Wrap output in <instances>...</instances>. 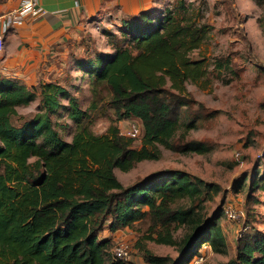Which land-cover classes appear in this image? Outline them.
I'll list each match as a JSON object with an SVG mask.
<instances>
[{
	"label": "trees",
	"instance_id": "obj_1",
	"mask_svg": "<svg viewBox=\"0 0 264 264\" xmlns=\"http://www.w3.org/2000/svg\"><path fill=\"white\" fill-rule=\"evenodd\" d=\"M188 10L184 0H176L159 13L142 11L124 19L118 32L103 30L111 51L91 48V42L73 51L71 66L86 75L92 96L87 108L60 79L28 86L0 74V264H133L115 259L112 238L101 235L106 226L115 232L142 222L145 239L178 251L175 257L157 255L140 242L149 264H191L207 246L228 253L221 209L207 217L202 207L219 186L170 168L125 185L115 171L159 159L161 147L207 150L196 140L175 138L197 120L187 84L209 75L205 59L192 54L212 27ZM231 64L219 58L215 71L231 70ZM37 95L38 112L22 117L18 108ZM105 102L118 124L139 120L141 147L118 125L102 134L92 130ZM61 111L75 124L71 140L54 123ZM246 181L240 179L235 190L264 191V167ZM226 264H264V231L250 226L238 234L235 256Z\"/></svg>",
	"mask_w": 264,
	"mask_h": 264
},
{
	"label": "rangeland",
	"instance_id": "obj_2",
	"mask_svg": "<svg viewBox=\"0 0 264 264\" xmlns=\"http://www.w3.org/2000/svg\"><path fill=\"white\" fill-rule=\"evenodd\" d=\"M188 12L199 23L211 25L212 29L200 49L193 52L194 59L204 58L209 66L208 78L197 83L189 82L187 88L194 100V112H197L195 126L190 130L179 129L175 138L184 136L187 140H196L207 148L205 152L179 151L161 147V157L157 160L139 162L131 171L116 169L118 178L125 184L165 168L180 169L208 183L219 186L218 193L212 192L202 207L205 216L216 210L222 212L220 222L236 235L250 226L264 231V191L246 188L241 192L235 186L243 177L249 185L256 173L264 167V0H184ZM118 32V31H117ZM101 31V36H102ZM91 48L111 51L107 37L100 45L90 37ZM219 58H228L232 62L231 70L224 68L215 71ZM73 59L67 61L60 77L64 85L79 96L83 108L91 103V93L86 75L73 68ZM203 105V106H202ZM40 108V96L29 105L20 106L19 114L28 117ZM54 123L65 140H71L75 124L63 111L53 115ZM112 108L105 105L98 111V117L92 125L96 134H102L113 124L121 131L134 137V146L141 147L142 133L131 136L133 126H140L139 120H123L120 124ZM186 201L181 200L180 204ZM227 207L235 209L242 217L234 221L224 215ZM225 208V209H224ZM246 226V227H245ZM185 229L177 231L181 238ZM233 234V232L231 233ZM147 224L137 223L134 227H125L112 232L108 226L102 236L111 237L115 245L125 242L129 245L133 264H149L139 247L141 242L157 255L177 256L175 246L156 243L145 239ZM230 236V234H229ZM227 254L214 252L209 246L204 248L202 260L198 264H226L234 255L235 243L227 237Z\"/></svg>",
	"mask_w": 264,
	"mask_h": 264
},
{
	"label": "crops",
	"instance_id": "obj_3",
	"mask_svg": "<svg viewBox=\"0 0 264 264\" xmlns=\"http://www.w3.org/2000/svg\"><path fill=\"white\" fill-rule=\"evenodd\" d=\"M23 0H0V16L19 8ZM44 14L25 16L3 33L4 49L0 74L37 86L60 79L73 51L85 48L91 37L100 45L104 29L118 31L124 19L150 10L155 13L173 8L176 0H39ZM0 19V33L3 31ZM103 38V39H102ZM107 41V40H106ZM236 243L237 235L223 226ZM233 232V234H231ZM230 234V236H229ZM102 236V235H101ZM106 238L105 236H102ZM235 256V251L234 255Z\"/></svg>",
	"mask_w": 264,
	"mask_h": 264
},
{
	"label": "built area",
	"instance_id": "obj_4",
	"mask_svg": "<svg viewBox=\"0 0 264 264\" xmlns=\"http://www.w3.org/2000/svg\"><path fill=\"white\" fill-rule=\"evenodd\" d=\"M44 11L45 10L39 0H23L18 9L0 16V19L2 20L3 23V27H2L3 31L0 33V60L4 49L3 33L7 31L8 28L11 27V25H13V23L20 22L25 16L32 15L39 17L44 14ZM140 133H141L140 126L138 127L133 126V128L129 132L131 136H138ZM224 212L226 217L231 220L234 221L241 220L242 216L235 209L231 207H227L224 210ZM113 257L117 260L131 261L132 254L129 245L125 242L118 243L117 245H115L113 250ZM201 260L202 257L196 256L192 260L191 264H198L200 263Z\"/></svg>",
	"mask_w": 264,
	"mask_h": 264
}]
</instances>
